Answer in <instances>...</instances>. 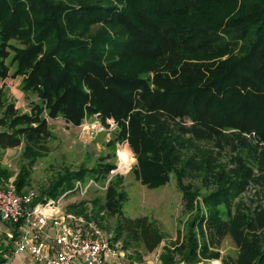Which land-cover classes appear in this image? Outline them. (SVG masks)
Returning a JSON list of instances; mask_svg holds the SVG:
<instances>
[{"label":"trees","instance_id":"16d2710c","mask_svg":"<svg viewBox=\"0 0 264 264\" xmlns=\"http://www.w3.org/2000/svg\"><path fill=\"white\" fill-rule=\"evenodd\" d=\"M9 76L28 111L9 100ZM0 80V148L22 146L17 172L0 162V185L32 190L56 138L48 119L112 118L108 150L58 170L36 200L92 180L65 210L102 228L114 217L111 242L141 260L165 235L122 211L124 176L110 171L126 140L140 183L173 174L181 191V228L160 264H264V0H0ZM12 250L1 236L0 264Z\"/></svg>","mask_w":264,"mask_h":264},{"label":"rangeland","instance_id":"374dc122","mask_svg":"<svg viewBox=\"0 0 264 264\" xmlns=\"http://www.w3.org/2000/svg\"><path fill=\"white\" fill-rule=\"evenodd\" d=\"M20 82V76H9L4 80L8 89L9 100L14 102L19 110L28 111V101L20 89ZM1 84L2 81L0 80V86ZM94 121L100 122L103 128L92 126ZM105 122L108 124V127H105L106 124L102 123L97 114L92 118H85L78 126L71 125L61 117L48 119V127L56 138L52 143L53 148L51 153L46 158L38 161L32 168V190L38 192L39 186L45 184L49 177L54 175L58 170H61L64 166H76L85 158L86 154L90 153L93 157H96L106 152L108 147L105 145V142L111 137V132L114 128L109 125L107 120ZM21 152V145L0 148V162L12 171L17 172L22 162ZM115 161L117 166L126 163L128 166L129 164L127 170L126 168H122L119 169L118 172L124 176V182L128 192V200L122 207L124 215L134 217L145 214L155 219L159 228L164 233L165 238L153 252L143 253L141 260L134 258V254H132L130 249L125 250L120 240L115 241L114 244H117V251L119 254L114 257L113 262H106V264H160L158 259L160 251L164 245L169 244L171 240L176 238L177 228H181L178 222V219L182 217L181 191L178 187L176 177L171 174L165 184L153 188L140 183L132 172V167L136 159L126 140L116 143ZM12 180L13 177H10L6 185L12 184ZM90 182L93 184L92 180H89L86 184L82 183L83 190L87 188L84 193H80V189L75 188H73L72 192H67L63 198L64 210L68 204L89 198L90 195H92L95 191L94 187L91 186V184L89 187L86 186ZM89 207L90 205H88V208ZM86 221L98 227L93 220ZM114 222V217L105 218L106 227L102 228L99 226V228H102L112 236ZM232 249L231 242L229 239H226L221 246V253L224 254ZM198 264L221 263L220 260H212L200 262Z\"/></svg>","mask_w":264,"mask_h":264},{"label":"built area","instance_id":"2783aa9c","mask_svg":"<svg viewBox=\"0 0 264 264\" xmlns=\"http://www.w3.org/2000/svg\"><path fill=\"white\" fill-rule=\"evenodd\" d=\"M107 122L115 128L113 119ZM92 126L103 128L97 121ZM128 166L118 165L110 174L122 168L127 170ZM74 188L80 189V193L87 189L83 190L80 181L75 182ZM66 194L58 199L36 200L34 190L18 193L12 184L0 185V237L5 243L13 240L11 255L2 264H10L12 258L23 255L29 258L25 264H106L119 254L110 234L63 209Z\"/></svg>","mask_w":264,"mask_h":264},{"label":"crops","instance_id":"0c3cea01","mask_svg":"<svg viewBox=\"0 0 264 264\" xmlns=\"http://www.w3.org/2000/svg\"><path fill=\"white\" fill-rule=\"evenodd\" d=\"M114 257H111L110 259L107 260V262H113ZM29 258L25 255L22 257H14L11 259L10 264H25L26 261H28Z\"/></svg>","mask_w":264,"mask_h":264}]
</instances>
